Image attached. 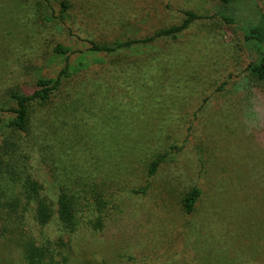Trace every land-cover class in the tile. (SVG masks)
Returning a JSON list of instances; mask_svg holds the SVG:
<instances>
[{
    "label": "rangeland",
    "instance_id": "1",
    "mask_svg": "<svg viewBox=\"0 0 264 264\" xmlns=\"http://www.w3.org/2000/svg\"><path fill=\"white\" fill-rule=\"evenodd\" d=\"M255 1L264 12V0ZM218 7L219 0H0V104H13V90L31 93L40 76L72 70L64 82L71 95L56 102L73 109L63 106L59 130L74 147L55 172L36 155L38 180L56 195L55 181L79 172L109 189L103 230L75 236L67 264H264V80L248 68L262 49L246 44L240 23L225 22ZM188 10L203 17L175 37L90 49L91 41L143 39L181 23ZM58 44L69 51L57 53ZM112 133L124 138L95 142ZM124 141L117 166L96 158L99 147ZM136 147L140 164L128 155ZM162 151L168 160L149 177L147 164ZM19 164L0 162V189L11 200L24 174ZM193 186L201 193L187 212ZM14 204L0 221V264H31L30 236L58 246L60 232L55 221L36 224L31 212L22 220Z\"/></svg>",
    "mask_w": 264,
    "mask_h": 264
},
{
    "label": "trees",
    "instance_id": "2",
    "mask_svg": "<svg viewBox=\"0 0 264 264\" xmlns=\"http://www.w3.org/2000/svg\"><path fill=\"white\" fill-rule=\"evenodd\" d=\"M250 1L253 2L252 5H247ZM63 5V11H67L69 4L63 2ZM240 5L249 6L251 13L247 16L244 15V8L242 14ZM217 12L225 22L240 23L246 44L262 49L257 60L251 62L248 68L253 75L264 80V12L259 8L255 0H219ZM186 15L181 23L160 28L143 39H117L112 43L91 41L90 49L92 51L114 52L138 42L152 41L157 37H175L187 29L193 21L203 17L192 10L186 11ZM242 20L243 22L241 23ZM54 49L60 54H66L69 51V47L62 44L56 45ZM71 76L72 70H70L69 65H66L60 70L56 78L40 76L37 80L36 88L31 93L23 90H13L10 94V100H12L13 104L7 102L0 104V130L5 124L3 116L5 114L9 115V119L6 122V128H9V137L2 139L0 132V162H6V165H9L10 163L19 164L21 160L19 165L21 172L24 173L23 177L20 176L18 178L15 200L7 198L3 190L0 189V221L5 216L2 213L7 203L12 204L15 202L14 208L15 206L20 208V213L23 216L22 220L27 218L24 214L31 212V217L36 224L43 227L50 221H55L60 232L58 246H53V242L48 239L43 238L38 241L35 237L30 236V242H28L29 244L24 251L26 259L31 264H46L52 261H56L59 264H67L74 248V237L81 232L92 233L100 229L103 230L108 216L107 209L111 201L110 195L107 194L109 189L105 186L103 188L99 187L96 180L98 175L84 177L82 173L78 172L70 180H56V195L50 190L46 191L45 184L38 180L40 178L38 160L47 163L50 169L55 172L57 161H62L61 156L69 155L71 153L70 149L74 147L72 144H67V140L60 135L59 130L62 123L60 113H62L63 106L68 107L69 113H72L73 109L70 108L68 103L64 104V101H60L62 107L59 105L60 102H56L71 95L70 90L64 83ZM77 93L81 95L79 90ZM36 102L40 106L38 110L31 107ZM50 105L51 110L48 113L45 110ZM123 138L122 135L112 133L107 139L102 138L99 141L95 138V142H99L98 145L100 146L102 144L107 146L108 141L115 145L116 142ZM95 142L93 141L94 144H96ZM126 142L120 147L112 146L114 148L112 151L107 150L108 148L99 147L96 158L98 160L102 159L104 163L105 161H108V163L112 162L113 166H117L115 164V156L119 152L126 150ZM96 149L98 148L95 146L94 151ZM80 150L82 151V149ZM127 151L129 152L128 149ZM105 152H108V154L106 155ZM36 155L38 160H36ZM128 155L137 164H140L139 148L136 147ZM168 157L169 152H158L147 164L148 176L154 177L163 164L167 162ZM25 159L30 161L31 164L26 162ZM0 168H3V165ZM65 170L69 174H73L69 170ZM103 184L105 183L103 182ZM149 186L150 183L135 189L134 192H146ZM200 193L201 190L197 186H193L187 191L183 199V206L187 212L194 210ZM11 210L13 208L9 207V210L4 213L8 215ZM64 255L65 260L63 262Z\"/></svg>",
    "mask_w": 264,
    "mask_h": 264
}]
</instances>
